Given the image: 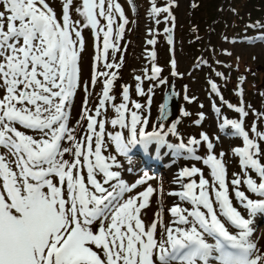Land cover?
Returning a JSON list of instances; mask_svg holds the SVG:
<instances>
[{"label":"snow or ice","instance_id":"snow-or-ice-1","mask_svg":"<svg viewBox=\"0 0 264 264\" xmlns=\"http://www.w3.org/2000/svg\"><path fill=\"white\" fill-rule=\"evenodd\" d=\"M172 6L174 0L162 8L153 0L151 14L168 13L165 22L174 21ZM128 23L119 0H62L59 14L48 0H0V264H264V247L253 235L255 217L264 216V149L242 121L224 119L221 127L235 129L244 145L233 150L244 175L233 173L229 181L224 154L214 153L207 135L202 157L201 140L167 142L168 133L176 135L175 124L168 133L145 131L148 119L129 108L127 85L122 102L114 103L117 72L102 69L120 68L122 57L117 63L115 53ZM86 29L96 51L91 84L104 79L98 105L91 109L85 99L80 119L86 124L78 121L76 128L69 124V109L78 89L88 91L81 79ZM171 31L165 29L170 44ZM160 72L153 65L147 78L155 80ZM135 79L137 94L145 95L141 77ZM211 88L218 92L214 82ZM110 108L115 116L109 120ZM235 110L247 115L242 107ZM160 112L167 116V103ZM108 124L129 135L108 131ZM257 137L264 140V133ZM109 140L129 162L135 148L146 154L155 144L202 162L209 175L195 164L181 169L173 181L180 190L168 194L182 203L166 209L167 221L163 207L146 220L143 210L162 189L148 183L154 178L149 169L134 182L121 178ZM229 184L247 216L234 206ZM241 184L261 199L250 198Z\"/></svg>","mask_w":264,"mask_h":264},{"label":"rangeland","instance_id":"rangeland-1","mask_svg":"<svg viewBox=\"0 0 264 264\" xmlns=\"http://www.w3.org/2000/svg\"><path fill=\"white\" fill-rule=\"evenodd\" d=\"M48 2L57 14L61 12L62 0ZM154 2L157 7L162 8L172 4L173 0ZM119 3L129 21L120 41L121 51L115 53L116 62L121 63L122 57V63L119 69H102L117 72V79L110 93L115 97L114 103L122 102V88L127 85L129 108L148 119L145 131L168 133V129L175 124L176 135L168 133L165 136L167 142L175 145L181 141L187 143L192 138L201 140V145L197 146V154L202 157L207 154L202 135H207L214 144V153L218 156L220 153L224 154L229 181L233 178V173H239L243 177L240 158L233 151L244 146L243 137L235 129L222 128L221 125L224 119L242 121L249 137L264 149V140L257 137L258 132L264 133V0H174V6L170 10L175 19L167 22L164 17L168 13L162 12L157 17L151 14L153 0H119ZM157 20L160 22L157 23ZM117 21L120 22L118 17ZM167 26L172 29L171 44L166 40ZM83 34L85 48L81 53V79L88 91L85 92L82 86L72 98L69 124L76 128L79 127L78 121L86 124V121L80 119L85 99L91 109L98 105L104 79L101 77L99 85L97 83L94 87L90 83L96 51L92 33L86 29ZM152 39L156 41L154 45L148 43ZM152 52H155V59L151 57ZM111 55L110 50V60ZM173 60L175 69L172 67ZM153 65L161 68V72L157 79L150 80L147 77L151 76ZM173 71L177 75H173ZM136 76L141 77L145 95L136 92V86L140 83L135 79ZM161 80L165 82L160 83ZM213 82L217 85L218 92L212 90ZM167 83H171L176 93V108L162 118L157 115V105ZM131 101L140 103L143 107L136 110L132 108ZM237 107H242L247 115L237 112ZM185 112L188 115H184ZM114 116L115 112L110 108L107 117L110 120ZM166 118L168 121L165 127L157 129ZM106 127L113 133L121 131L126 136L129 135L128 129H113L110 124ZM139 127L138 125V129ZM108 142L111 144L110 140ZM109 151L118 155L112 144ZM130 155L131 162L118 155L122 165L121 178L126 182H134L140 173L149 169L154 177L150 184L162 189V194L154 195L151 200L157 211L161 207L166 211L173 203H182L177 197L168 194L180 190V185L173 181L181 169L195 164L204 170L206 176L209 175L207 166L202 162L173 156L170 149L155 144L149 146L146 154L137 147ZM128 167H132L133 171H127ZM249 175L259 180L251 171ZM240 190L245 191L252 199H261L254 193H248L244 184H241ZM229 192L234 206L247 216L243 206L236 200L231 184ZM183 206L188 207L187 204ZM164 217L166 221L169 219L167 211L164 212ZM253 235L255 242L264 247V216L255 217Z\"/></svg>","mask_w":264,"mask_h":264},{"label":"water","instance_id":"water-1","mask_svg":"<svg viewBox=\"0 0 264 264\" xmlns=\"http://www.w3.org/2000/svg\"><path fill=\"white\" fill-rule=\"evenodd\" d=\"M166 28H170L167 26ZM169 33L166 32V40H168ZM167 103V114L174 111L176 108V93L172 89L171 83H167V87L161 92V97L157 105V115L160 116V106Z\"/></svg>","mask_w":264,"mask_h":264},{"label":"bare ground","instance_id":"bare-ground-1","mask_svg":"<svg viewBox=\"0 0 264 264\" xmlns=\"http://www.w3.org/2000/svg\"><path fill=\"white\" fill-rule=\"evenodd\" d=\"M56 2V1H55ZM55 5V4H54ZM123 7V6H122ZM91 42V41H90ZM123 50V49H122ZM86 52V51H85ZM91 55V54H90ZM175 56V55H174ZM90 63V62H89ZM88 63V64H89ZM90 65V64H89ZM131 65V64H130ZM132 71V70H131ZM130 71V72H131ZM130 72H127V73H130ZM91 83V82H90ZM98 85H99V83H98ZM94 87V86H93ZM93 89V88H92ZM96 89V88H95ZM96 91V90H95ZM81 100V99H80ZM82 102V101H81ZM79 106V105H78ZM126 178V177H125ZM151 181H149V183H150ZM159 186V185H158ZM139 189V190H138ZM138 189H136V191L138 190V191H142L144 188H138ZM176 198V197H175ZM178 201V200H177ZM165 202V201H164ZM170 203V202H169ZM154 206H156V205H153L152 204V201H151V203H150V206H149V208H147V209H145V210H143V215H144V217H145V219L146 220H151V219H153L154 218V213L157 211L156 210V208L154 207ZM165 207V206H164ZM166 212V211H165Z\"/></svg>","mask_w":264,"mask_h":264},{"label":"trees","instance_id":"trees-1","mask_svg":"<svg viewBox=\"0 0 264 264\" xmlns=\"http://www.w3.org/2000/svg\"><path fill=\"white\" fill-rule=\"evenodd\" d=\"M168 121V118H166L165 120H163V122H161V124H159L158 126H157V129H163L164 127H165V123Z\"/></svg>","mask_w":264,"mask_h":264}]
</instances>
